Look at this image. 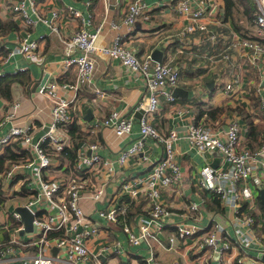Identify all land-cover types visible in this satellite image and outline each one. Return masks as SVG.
Listing matches in <instances>:
<instances>
[{
  "label": "built area",
  "instance_id": "1",
  "mask_svg": "<svg viewBox=\"0 0 264 264\" xmlns=\"http://www.w3.org/2000/svg\"><path fill=\"white\" fill-rule=\"evenodd\" d=\"M193 2L199 4L201 0H178L175 6V11L188 20L181 34L198 32L215 39L202 21L203 12L192 9ZM253 3L256 37L263 39L264 0H253ZM103 4L108 8L110 0H103ZM9 11L17 15L26 28L40 22L60 37L66 54L64 66L73 67L76 72L75 84L63 85V89L84 92L92 85L95 53L118 61L129 73L143 78L146 103L139 121L140 139L120 151L117 163L122 166L137 158L147 165V169L130 178L123 176L117 181V188L119 193L132 200L147 197L150 208L146 214L138 215L135 226L131 227L123 219L127 214L126 207H121L117 200H104V188L96 185L92 178L102 172L110 176L113 168L110 159L100 156L99 145H89L88 155L78 152L73 160L66 157V151H78L73 148L69 134V126L74 123L71 101L54 96L58 84L52 83L39 90L51 100L53 123L46 127L47 131L37 142L32 143L31 127H11L0 136V153L13 144H21L25 152L21 160L8 162L5 170L0 172V197H24L26 203L19 202L15 206L28 210L34 227V231L22 239L20 233L24 231V224L20 214L16 211L5 213L1 206L0 231L7 232L8 238L5 242L0 241V264H100L91 247L96 243H107V225L111 223L122 227L128 245L145 247L146 255L141 257L143 264H159L156 249L169 254H178L184 249L193 263H203L216 256V264H227L234 259L238 264H263L259 258L264 256V229L256 221L259 195L253 182L264 178V142L255 150L242 146L239 124L235 120L227 124L226 130L221 124L206 119L189 123L182 134L176 129L158 130L149 121L159 111L160 99L169 104L175 101L173 92L179 82V71L174 66L168 62H154L150 57H137L125 48L124 36L115 38L106 47H98L100 28L95 32L77 29L64 36L58 26L59 14L52 12L50 19L45 18L40 14L36 0H17L9 6ZM150 11L145 1L133 0L127 7L123 24L131 28L140 17L149 19ZM67 13L74 19L81 16L72 8H68ZM38 47L37 41L20 39L8 55H21L32 63L38 60ZM233 47H243L257 58H264V46L255 40H243ZM25 71V68H16L13 77ZM7 76L0 72V80ZM225 90L233 92V86L226 85ZM93 95L104 97L97 88ZM19 106L14 103L4 121L12 118ZM260 109L264 114V100L260 101ZM186 113L176 111L177 119L182 120ZM4 121H0V128ZM93 126L109 129L116 138H124L131 134L133 117L113 111L105 120L95 121ZM145 140H151L161 148L158 159H149L144 149ZM179 142L199 155L215 153L219 158L216 168L209 164L200 168L195 178L196 199L188 200L183 212H176L173 206L158 201L162 190L170 187L176 190L181 185L182 171L177 157ZM84 199L94 204H107L103 210L96 211L101 221L87 226L88 220L81 206ZM213 204L217 210L206 216L208 222L203 224L204 215L208 214L204 212L205 207ZM262 217L264 219V210ZM10 219L16 225L14 228L9 226ZM109 253L113 251L109 250ZM173 264L178 263L174 261Z\"/></svg>",
  "mask_w": 264,
  "mask_h": 264
},
{
  "label": "crops",
  "instance_id": "2",
  "mask_svg": "<svg viewBox=\"0 0 264 264\" xmlns=\"http://www.w3.org/2000/svg\"><path fill=\"white\" fill-rule=\"evenodd\" d=\"M17 0H0V72H4L9 79H17L22 83L11 86L10 99L0 95V121H4L11 113V106L18 103L20 106L12 118L4 121L0 128V136L11 127H31L32 136H36L43 128L53 123L52 103L46 93L33 92V88L47 79L44 88L57 83L54 96L71 101V112L74 123L80 131L79 140L72 137L73 148L78 152L89 154L91 144L99 145V154L103 159H110L113 173L110 176L103 172L93 177V182L104 188V200H117L121 207H126L127 214L123 219L131 227L135 225V218L144 215L150 208L147 197L130 199L126 194L119 193L117 181L123 176L132 177L144 173L147 165L134 158L120 166L117 157L121 150L140 139L139 121L137 112L143 111L146 103L144 81L141 76L132 75L118 61L110 57L95 53V72L92 85L84 92L63 89V85H73L76 72L73 67L65 68L66 54L60 37L51 33L43 23H36L26 28L21 19L9 11V6ZM133 0H121L116 3L110 0L108 8L104 7L103 0H36L41 15L50 19L52 12L59 14L58 26L64 36L70 35L77 29H86L95 32L100 28L97 38L98 47H106L117 37H123L124 46L139 58H160V62H168L179 71L180 89L184 96L175 97L172 104L159 100V111L150 118L149 123L162 132L178 130L179 134L185 126L201 119L221 124L226 130L227 124L235 120L240 128L242 146L251 150L257 149L264 142V114L260 109V101L264 100V58H257L251 51L243 47H233L234 44L256 37V29L247 36L240 33L233 24V20L226 17L223 0H201L199 4L193 2L194 10L203 12L202 21L206 24L215 39L206 38L202 33L182 35L188 20L175 11L178 0H143L149 6V19L140 17L128 28L123 24L128 5ZM79 11V18H72L67 9ZM43 37L42 40L40 38ZM37 41L38 60L27 61L21 55L9 56V51L20 39ZM154 61V60H153ZM155 62V61H154ZM16 68H25L26 71L13 78L12 72ZM9 79H5L7 81ZM235 81H237L235 83ZM232 85L233 92H226L225 86ZM42 88V87H41ZM97 88L104 93L103 98H96L93 90ZM215 109L223 110L219 117L209 119L207 115L200 116L199 112H211ZM113 111L125 117H133L131 134L124 138H116L109 129L93 125L95 121L105 120ZM176 111H186L182 120L177 119ZM143 115V114H142ZM141 115V117H142ZM91 116L90 120H87ZM215 119V120H214ZM145 153L150 160L161 156V148L151 140H145ZM23 152L22 145H15ZM5 151V150H4ZM1 152V154L4 153ZM177 157L181 165L182 181L178 189L167 188L161 191L159 202L176 212H183L188 200H195L196 179L200 168L209 164L216 168L219 163L217 154L199 155L189 150L185 143L179 142ZM217 161L216 167L213 163ZM110 178V179H109ZM253 182L258 192L257 209L259 214L256 221L264 229L262 212L264 207L260 202V192L264 191V178ZM1 195V194H0ZM5 213L16 211V203H26L21 195L0 197ZM83 211L88 220L87 226L101 221L96 214L97 210L107 207L105 202L94 204L89 199L81 202ZM215 204L205 207L207 213L214 214ZM204 215L203 224L208 222ZM14 228L16 225L10 219L8 222ZM227 224V223H226ZM106 244H94L91 249L97 255L100 264H143L141 257L146 255L143 245L133 247L128 245L122 227L118 224H108ZM13 230H11V233ZM28 233L22 231L20 237ZM7 232L0 231V241L5 242ZM103 246V247H102ZM109 250L113 253H109ZM159 264H216L217 257L207 259L203 263H193L181 249L178 254H169L156 249ZM130 254V255H129ZM132 254H135L133 257ZM260 263L264 264V256ZM227 264H238L234 259Z\"/></svg>",
  "mask_w": 264,
  "mask_h": 264
},
{
  "label": "trees",
  "instance_id": "3",
  "mask_svg": "<svg viewBox=\"0 0 264 264\" xmlns=\"http://www.w3.org/2000/svg\"><path fill=\"white\" fill-rule=\"evenodd\" d=\"M225 4V15L226 17H229L233 20L234 27L241 33V26L236 24L234 20V14L237 12L243 11V14L247 16L248 22L252 19H254V13L256 11V7L253 3H251V0H223ZM251 33V31L243 32L242 34L248 35ZM249 39L255 40L259 42L262 46H264V38L260 39L257 37H250ZM17 77V76H15ZM13 77V78H15ZM5 79H9V77H5L0 80V95L3 97H6L7 99H10L11 95V86L14 83H22L23 81L17 80V79H9L7 81H4ZM223 110L215 109L211 112H203L200 111L199 115H207L209 119H213L216 117H219L220 114H222ZM215 120V119H214ZM70 134L73 138L79 140L80 138V131L76 124H71L69 126ZM16 144H13L12 146H9L5 149L4 153L0 155V172L5 170L6 164L8 162H16L21 160L25 156V152H20L18 148L15 146ZM66 157L69 160H73L75 158V154L70 151H66ZM0 203H2V200H0ZM7 238V236H5Z\"/></svg>",
  "mask_w": 264,
  "mask_h": 264
},
{
  "label": "water",
  "instance_id": "4",
  "mask_svg": "<svg viewBox=\"0 0 264 264\" xmlns=\"http://www.w3.org/2000/svg\"><path fill=\"white\" fill-rule=\"evenodd\" d=\"M156 55H157V52L154 53L152 60H154L157 63H160V58L156 57ZM151 73H152V71H151ZM46 81H47V79H42V81L39 82L33 88V92H37L38 90L41 89V87L45 86ZM173 95H174V97L184 96V94L181 92V90L177 89V88L174 90ZM142 114H143V111L140 110L139 112H137L136 117L138 119H140ZM90 118H91V116L87 120H90ZM46 131H47V128H43L40 132H38L36 134V136L33 137L32 143L35 144L37 142V140L39 139V137L41 135H43ZM216 165H217V161H215L212 166L216 167ZM260 202H261L262 206L264 207V191L260 192ZM16 212L19 213L21 216L22 222L24 224V231L27 232L28 234L32 233L34 231V227L31 224L32 217H31L30 213L28 212V210L24 207H19L16 209ZM52 254L53 255L56 254L55 249L52 250Z\"/></svg>",
  "mask_w": 264,
  "mask_h": 264
},
{
  "label": "rangeland",
  "instance_id": "5",
  "mask_svg": "<svg viewBox=\"0 0 264 264\" xmlns=\"http://www.w3.org/2000/svg\"><path fill=\"white\" fill-rule=\"evenodd\" d=\"M251 3H253V0H251ZM234 20H235L236 24L241 26V28H242L241 33L247 32V31L254 32L256 29L254 26V23H253V19L248 22L247 16H245L243 14V11L235 13L234 14ZM209 214L210 213H208V215Z\"/></svg>",
  "mask_w": 264,
  "mask_h": 264
}]
</instances>
